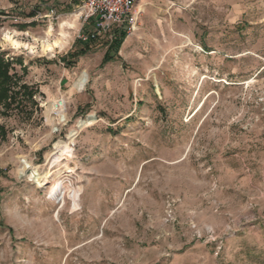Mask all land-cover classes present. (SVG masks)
<instances>
[{
    "label": "rangeland",
    "instance_id": "obj_1",
    "mask_svg": "<svg viewBox=\"0 0 264 264\" xmlns=\"http://www.w3.org/2000/svg\"><path fill=\"white\" fill-rule=\"evenodd\" d=\"M82 2L0 0L36 92L0 108V264H264V0H136L64 62Z\"/></svg>",
    "mask_w": 264,
    "mask_h": 264
},
{
    "label": "built area",
    "instance_id": "obj_2",
    "mask_svg": "<svg viewBox=\"0 0 264 264\" xmlns=\"http://www.w3.org/2000/svg\"><path fill=\"white\" fill-rule=\"evenodd\" d=\"M135 2L136 0H83L78 6L80 21L87 25L94 20L97 30L79 34V40L88 42L90 39H97L111 29L126 31L127 34L134 32L139 19Z\"/></svg>",
    "mask_w": 264,
    "mask_h": 264
},
{
    "label": "trees",
    "instance_id": "obj_3",
    "mask_svg": "<svg viewBox=\"0 0 264 264\" xmlns=\"http://www.w3.org/2000/svg\"><path fill=\"white\" fill-rule=\"evenodd\" d=\"M125 37L126 33L121 31L118 34L117 39L110 43L103 61L104 64L114 60V55L118 54ZM95 40L96 39H90L88 42H82L79 40V43L82 44V49L78 52L69 53L67 57L63 58V61L67 62L69 58L70 60L75 61L86 56ZM12 71V62L5 60L4 56L0 55V108H3L4 111L11 110L15 105L18 106L20 104L19 101L24 99L33 102L36 95V92L33 89H30L29 86L21 84L16 78V74H12ZM0 132L3 133L5 137L4 128L0 127Z\"/></svg>",
    "mask_w": 264,
    "mask_h": 264
},
{
    "label": "bare ground",
    "instance_id": "obj_4",
    "mask_svg": "<svg viewBox=\"0 0 264 264\" xmlns=\"http://www.w3.org/2000/svg\"><path fill=\"white\" fill-rule=\"evenodd\" d=\"M7 41L10 43V45L12 46V48L14 49H20V48H27L29 49L31 52H34V47H30L29 45L22 43L20 41H17L15 39H12L10 36L7 38ZM60 41H54V42H44L42 45V51L46 54L52 53L54 52L56 49L60 48ZM60 111H62V105H60ZM60 111L58 112V114L60 113ZM66 151L68 150L67 148H64ZM62 152H64L62 150ZM28 170L30 169L29 166H27ZM27 170H23L22 173H26ZM29 178L31 179H35V180H40V176L37 174L36 171H32L31 173H29Z\"/></svg>",
    "mask_w": 264,
    "mask_h": 264
},
{
    "label": "crops",
    "instance_id": "obj_5",
    "mask_svg": "<svg viewBox=\"0 0 264 264\" xmlns=\"http://www.w3.org/2000/svg\"><path fill=\"white\" fill-rule=\"evenodd\" d=\"M85 30H86L88 33H93V32H95V31L97 30V24H96V22H95L94 20H91V21L85 26ZM120 32H121V31H117V30H115V29H111L108 33H104V34L102 33L100 36H98L97 39H99L101 36H102V38H105L106 36H108L109 40H110L111 42H113V40L117 39L118 34H119ZM124 32L126 33V31H124ZM126 35H127V33H126ZM97 39H96V40H97ZM108 48H109V47H108ZM97 49H98V47L92 49V46H91V49H90L89 52L96 51ZM107 51H108V49H107ZM107 51H106V52H107Z\"/></svg>",
    "mask_w": 264,
    "mask_h": 264
}]
</instances>
